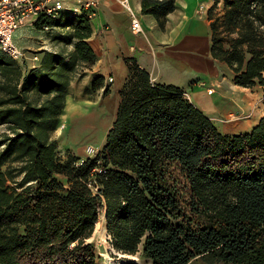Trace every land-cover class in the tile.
Segmentation results:
<instances>
[{
	"label": "trees",
	"instance_id": "1",
	"mask_svg": "<svg viewBox=\"0 0 264 264\" xmlns=\"http://www.w3.org/2000/svg\"><path fill=\"white\" fill-rule=\"evenodd\" d=\"M214 11V57L238 85L264 88V0H223V13ZM66 19L69 59L46 52L25 73L0 47V125L10 130L0 141V264H98L90 239L103 213L125 256L264 264V117L224 134L183 90L140 70L122 90L103 152L81 165L59 160L53 134L71 79L97 61L89 21ZM55 21L43 15L36 28Z\"/></svg>",
	"mask_w": 264,
	"mask_h": 264
},
{
	"label": "crops",
	"instance_id": "2",
	"mask_svg": "<svg viewBox=\"0 0 264 264\" xmlns=\"http://www.w3.org/2000/svg\"><path fill=\"white\" fill-rule=\"evenodd\" d=\"M81 1L84 0H68L62 17L67 15L77 20L85 17L89 21L92 35L86 43L95 52L97 61L92 66L79 68L71 79L61 124L53 134L59 151L76 152V157L84 159L90 158L85 148H102L117 120L122 90L140 70L155 84L183 90L216 124L215 120L220 118L225 125L218 127L224 134L246 133L259 124L253 123L259 115L252 95L256 87L238 85L234 71L213 55L209 13L215 0H103L97 8L75 12ZM217 2L223 9V0ZM134 19L140 22L139 33L133 31ZM35 28L36 24L32 26ZM46 28L50 29L46 26L42 31H47ZM23 31V35L33 34L28 29ZM18 35L21 34L16 33L15 40ZM73 51L74 46L66 54L41 46L24 51L22 60L12 58L27 73L39 67L46 52L69 59ZM98 79L103 84L98 82L101 87L93 89ZM211 89L213 93L209 94ZM245 99L251 100V107ZM231 112L237 116L230 118Z\"/></svg>",
	"mask_w": 264,
	"mask_h": 264
},
{
	"label": "rangeland",
	"instance_id": "3",
	"mask_svg": "<svg viewBox=\"0 0 264 264\" xmlns=\"http://www.w3.org/2000/svg\"><path fill=\"white\" fill-rule=\"evenodd\" d=\"M215 7V14H222L223 13V9H220L217 0H215V4L212 8ZM223 8V5H222ZM211 10V9H210ZM68 16H64L61 19L55 21L54 26H51L49 30L47 31H39L36 28L32 29V26L28 25L23 29H28L30 31H32V35H28V33H25L27 35H23L24 31L19 30L17 32V34H21L20 36L18 35V37L16 36V42L19 46L20 49L24 50L25 52L29 51V50H36L39 49L41 46H45L47 50L49 51H54V52H62V53H68L69 52V48H73L74 44L71 45H65L62 41H61V36H64L68 33H70L73 30L72 26H67V19ZM61 22V23H60ZM26 36V37H25ZM21 37L22 40L20 39ZM18 39H20L18 41ZM24 41V43H23ZM22 45V47H27V49H23L20 46ZM24 45V46H23ZM256 87L253 90V98L255 101V106L259 107V115L258 117L255 119V121L253 123H257L260 122L261 119L264 117V88L261 85H256L254 86ZM253 87V88H254ZM257 95V96H256ZM188 97V96H187ZM261 100L259 101L258 100ZM261 103V104H259ZM260 105V106H259ZM240 111V110H238ZM237 111V112H238ZM237 116V115H236ZM235 116V117H236ZM218 124H216V126H220L221 128H223V126H221L222 124L225 125V123L219 118L217 120ZM218 127V128H220ZM237 130H235L236 132ZM221 132H223L221 130ZM10 133V130L8 129L7 125H0V141L4 138L5 134ZM231 135V134H228ZM106 145V144H105ZM99 148L96 146H93L97 151H99V154H101L104 150V147ZM88 146V144H86V147ZM86 150V148H85ZM76 152H71V151H65L62 150L60 151L59 154V160L61 162L67 161L68 157L70 155L75 156ZM86 158L79 160L78 163H80L81 161H85ZM67 184V183H66ZM98 226H96V231L92 237V239H90V242H92L95 246V251L97 254V262L98 264H124V262L128 261V262H135L137 264H151V261L148 259H145L143 257H141L140 254L135 255L136 258H131V257H126L124 254L118 252L112 245V241H111V236L108 233L107 230V226H106V216L105 213H103V215L100 216V220L98 222ZM213 264H221L218 263L217 261H213ZM193 264H210L207 262H204L202 260H198L196 262H194Z\"/></svg>",
	"mask_w": 264,
	"mask_h": 264
},
{
	"label": "built area",
	"instance_id": "4",
	"mask_svg": "<svg viewBox=\"0 0 264 264\" xmlns=\"http://www.w3.org/2000/svg\"><path fill=\"white\" fill-rule=\"evenodd\" d=\"M68 0H0V47L16 60L25 58V52L16 43L15 35L26 26H35L41 16H48L51 19H59L66 11ZM103 0H84L75 12L97 8ZM203 10V8H201ZM132 28L135 33L141 32V25L138 19H134ZM49 28H46L48 30ZM37 61L38 58L36 57ZM112 81V80H111ZM213 90H209L212 94ZM90 158L99 155L94 147L87 148ZM84 161H81V165ZM98 190V188H96Z\"/></svg>",
	"mask_w": 264,
	"mask_h": 264
},
{
	"label": "bare ground",
	"instance_id": "5",
	"mask_svg": "<svg viewBox=\"0 0 264 264\" xmlns=\"http://www.w3.org/2000/svg\"><path fill=\"white\" fill-rule=\"evenodd\" d=\"M245 102L247 103V106L248 107H251L252 106V102H251V100L250 99H245ZM250 103H251V105H250ZM241 107V106H240ZM69 110V109H68ZM242 110V109H241ZM243 111H246L244 108H243ZM237 114H234L233 112H231L230 114H229V117L230 118H234L235 116H236ZM65 118H66V116H65ZM108 121V120H107ZM109 124V123H108ZM64 127V126H63ZM104 129V128H103ZM78 132V131H77ZM79 135V134H78ZM89 145V144H88ZM92 145V144H91ZM90 146V145H89ZM87 149V148H86ZM103 215V214H102ZM98 224L99 223H97V226H98ZM126 257H131V258H136V256H129V255H126Z\"/></svg>",
	"mask_w": 264,
	"mask_h": 264
}]
</instances>
